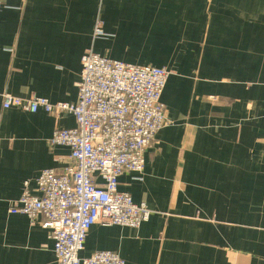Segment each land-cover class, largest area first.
Returning a JSON list of instances; mask_svg holds the SVG:
<instances>
[{"label":"crops","instance_id":"obj_1","mask_svg":"<svg viewBox=\"0 0 264 264\" xmlns=\"http://www.w3.org/2000/svg\"><path fill=\"white\" fill-rule=\"evenodd\" d=\"M0 12V264H54L53 240L9 213L23 183L70 164L49 144L55 117L2 107V93L77 101L81 56L92 50L163 67L167 123L142 173L118 190L151 214L137 228L93 224L79 255L125 264H264V0H3ZM103 34L93 38L95 23ZM101 183L100 178H96Z\"/></svg>","mask_w":264,"mask_h":264},{"label":"built area","instance_id":"obj_2","mask_svg":"<svg viewBox=\"0 0 264 264\" xmlns=\"http://www.w3.org/2000/svg\"><path fill=\"white\" fill-rule=\"evenodd\" d=\"M3 7L0 0V12ZM102 34L97 21L93 38ZM80 62L75 103L1 94L3 108L41 109L55 117L67 113L75 120L74 127L56 128L49 138L51 146L69 148L70 164L61 170L43 169L35 180L36 192L25 181L9 213L24 214L31 221L38 214L44 217L41 227L53 240L54 264H125L110 250L87 257L79 253L93 224L137 228L149 219L151 210L144 203L137 204L129 193L118 190V177L142 173L145 151L167 123L161 96L170 71L110 59L92 48Z\"/></svg>","mask_w":264,"mask_h":264}]
</instances>
